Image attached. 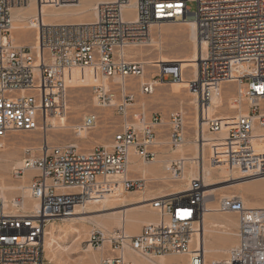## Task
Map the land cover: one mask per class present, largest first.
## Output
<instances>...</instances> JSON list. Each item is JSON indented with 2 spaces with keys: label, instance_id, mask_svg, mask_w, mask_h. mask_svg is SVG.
I'll list each match as a JSON object with an SVG mask.
<instances>
[{
  "label": "built area",
  "instance_id": "built-area-1",
  "mask_svg": "<svg viewBox=\"0 0 264 264\" xmlns=\"http://www.w3.org/2000/svg\"><path fill=\"white\" fill-rule=\"evenodd\" d=\"M76 1L60 0L62 4ZM131 1L98 4L96 18L88 23L45 24L38 18L37 47L17 46L9 39L12 9L24 0H0V139L14 131L39 129L49 112L66 108L68 67L96 65L108 79L146 77L148 63L128 59L124 50L145 46L158 23L192 19L206 49L188 89L196 97L198 122H206L212 133L223 129L221 119L209 115L213 96L223 84H238L234 99L237 122L225 136L214 139L215 157L209 152L208 160L241 170L248 177L264 174V153L255 146L256 140H264V0H193L195 11L188 4L191 0H134V7L127 9ZM246 60L253 65L235 76L234 69ZM157 65L161 75L143 81L142 93L154 92L156 83L163 82L164 70L177 72L173 65ZM115 85L93 86L100 106H113L123 118L122 129L114 135L110 148L81 151L75 144L50 146L46 141L37 154L33 148L26 149L23 165L14 169V176L23 178L27 171L32 172L30 193L41 207L24 212V197L18 196L9 204L0 199V264H48V224L72 216L76 206L85 202L86 189L98 180L119 177L129 192L146 193L151 182L130 168L131 158L134 154L144 163L156 160L161 127L171 149L186 143L187 113L183 109L172 111L168 122L160 113L150 115L144 105L133 112L135 94L129 87ZM98 120L97 114L90 113L82 126L92 129ZM193 138L203 149L204 132H196ZM203 159L197 158L199 166ZM189 168L183 158L164 167L173 181L182 180ZM195 173L186 192L150 200L158 218L139 233L129 235L117 228L107 238L102 230L93 228L88 242L103 251L101 264H132L126 257L130 251L149 258L188 255L189 264H264V207H247L237 195L221 197L217 205L221 212L237 213L238 244L225 258L206 259L201 245L206 182L199 167ZM106 241L111 244L110 254L104 252Z\"/></svg>",
  "mask_w": 264,
  "mask_h": 264
},
{
  "label": "rangeland",
  "instance_id": "rangeland-1",
  "mask_svg": "<svg viewBox=\"0 0 264 264\" xmlns=\"http://www.w3.org/2000/svg\"><path fill=\"white\" fill-rule=\"evenodd\" d=\"M98 0H82V8H88L93 3ZM28 0H24L21 6L28 4ZM189 6L192 11H195L197 8V3L193 0L189 1ZM20 7V6H17ZM33 12V9H32ZM92 15L88 12L83 14L82 18H91ZM38 18V17H36ZM31 20H28L27 29L25 30H16L12 29L9 33V39L17 46H35L38 39L37 29L32 26L30 23ZM155 27L154 38L155 43H147L145 46L135 47L136 49L131 52H126V56L131 60H139L148 63L147 65V75L144 78L130 77L127 80L129 90L135 94V104L132 106V111H136L141 105H144L148 110V113H160L164 117V121L168 122L169 114L176 109H183L187 113L186 126H187V144L183 147L187 155L193 156L195 154L193 146L196 143L193 141L194 134L198 130V110L195 95L188 89V81H190L195 73L197 68L191 61L188 62L189 58H192L195 50V41L190 35V30L187 25L182 22H168L163 23L162 25H157ZM187 27V28H186ZM187 61V62H186ZM160 64L161 67L165 68L166 65H173L177 68L176 73H166L164 70L163 73V82L156 83V88L154 93L145 94L140 90L141 83L143 81H150L155 76L161 75L160 67L157 64ZM198 63V62H197ZM79 71L84 75L80 81H72L67 72V102H66V126L55 127L53 124H49V129L46 132L47 142L50 146L61 145V144H75L78 146L79 150L87 151L91 150L97 146H105L110 148L112 146L113 137L122 129L123 118L117 114L113 106L102 107L100 106L97 96L93 91L94 84L99 80V74L97 70L90 68H78ZM169 75V76H168ZM111 83V82H110ZM109 84V81H108ZM116 87V83H111ZM237 83L228 82L223 84L222 96L219 100L212 102L210 107V116L211 117H222V118H234L237 114L236 109L232 106V99L237 93ZM90 113H95L99 116L98 124L92 129H88V135L86 137H81L78 133L77 126H82L84 118ZM229 125L232 124V120H227ZM44 124L34 131H14L11 132L7 137L1 138L0 142L4 145L0 147V185L8 184L14 187L21 186L24 182V178H16L14 176V169L20 167L17 165V160H23L25 156V151L27 148H33L34 153H38V148L44 143L45 140V129ZM83 127V126H82ZM161 130L163 127L160 128ZM206 135L209 137H216L217 134L212 133L206 125ZM162 137V136H161ZM3 139V140H2ZM160 145L156 148L158 155L154 162L144 163L141 159L135 158L134 161L138 164H141L148 169L146 177L151 183H149V189L146 193L139 192H129L125 191L119 185L110 186L106 194L116 195L119 198L127 196L132 199H139L143 197H148L150 195H161L163 193H170L179 188H187L189 180L183 181H173L169 178L168 174L165 172V165L174 159L182 158L179 152L175 151L176 149H171L170 146L166 143V138L163 136L159 139ZM208 146L210 156L215 157L214 146ZM256 149L259 151L264 148V140L255 141ZM33 151V150H32ZM7 152L11 153V159L6 158ZM208 152V157H209ZM209 164H213V160ZM213 161V162H212ZM216 164V163H214ZM189 169H187V174H190V171L193 169L192 164L188 163ZM195 168V167H194ZM247 175L241 170H234L233 172L219 174L216 173L212 176L211 181H222L231 179L237 176ZM28 178H26L27 180ZM245 178L232 181L231 183H236L237 181H242ZM249 179V178H247ZM29 180V179H28ZM262 182L261 180L253 181L249 183H244L228 188H223L215 191L211 200H215L213 203H209L210 198L207 204H210L213 207L218 208V201L221 197H224L223 194L238 195L242 193L243 187H253L258 183ZM30 184V181H28ZM226 185V183L221 184V186ZM15 191V192H14ZM12 192H7L9 200L23 195L22 190H14ZM22 191V192H21ZM11 196H10V195ZM256 194V195H255ZM97 195V194H96ZM255 195V196H254ZM263 195V196H262ZM259 196V197H258ZM104 197V194H100L96 198L101 200ZM263 197V198H262ZM0 199L3 200V196L0 193ZM249 204L260 203L264 204V192L258 191V193H251L248 195ZM260 200V202H259ZM263 200V201H261ZM258 201V202H257ZM110 202L108 206H115ZM262 204V205H263ZM90 206H96L92 204ZM97 206H103L102 202L98 203ZM79 208V207H78ZM152 210L157 214L156 210L152 207ZM220 212V211H219ZM230 213V212H229ZM155 214V215H156ZM225 214V213H223ZM228 214V213H226ZM236 222H239L237 213H231ZM79 216H87L82 214ZM158 218V214H157ZM156 218V220H157ZM70 221L63 219H55L48 224L47 228H50L52 224L54 225H66ZM237 222V223H238ZM66 223V224H65ZM139 221H135L131 230L135 231L136 225ZM239 224V223H238ZM78 227H83L82 224H77ZM86 231L80 235H74L71 232L58 233V240L60 243L67 248L61 250L58 248L60 258L57 262L52 261L50 258L51 254L45 249V257L48 264H88L87 261H90L91 264H101V259L103 256V251L96 249L94 247L88 252L84 251V242L86 239H89L90 232L93 228H99L97 224L85 222ZM239 226H234L233 230L238 232ZM132 233V232H131ZM138 233V232H136ZM133 233V234H136ZM108 238V237H107ZM238 243L237 236L230 237L225 244H219L220 248L231 249L235 247ZM56 250V251H57ZM111 250L110 242L105 243V254H110L108 252ZM228 251L220 249V251L212 254L211 257L207 258L208 261L214 259H222L227 256ZM135 255V254H134ZM174 255V258H170V261H167L168 264H181L180 261L183 259V256L187 257L185 264H189L190 258L188 255ZM87 258L89 259H85ZM136 258L143 261L145 264H151L150 261L144 257L135 255ZM130 259V258H129ZM131 260V259H130ZM188 262V263H187Z\"/></svg>",
  "mask_w": 264,
  "mask_h": 264
},
{
  "label": "bare ground",
  "instance_id": "bare-ground-1",
  "mask_svg": "<svg viewBox=\"0 0 264 264\" xmlns=\"http://www.w3.org/2000/svg\"><path fill=\"white\" fill-rule=\"evenodd\" d=\"M28 4L25 6H20V7H14L13 14H12V29L16 30H25L27 29L28 25V20L32 23L31 27L36 28L35 26V21L39 18L40 20L42 19L45 24H80V23H88L94 21L96 18V12H97V6L100 3L103 2H112L115 0H98L95 3H93L90 7L88 8H82V0H77L75 3L71 4H62L60 0H28ZM134 7V0L131 1L130 5H127V9H131ZM33 9V12H32ZM90 13L92 15L91 18H82L84 13ZM38 17V18H36ZM168 22H176V21H167L164 23ZM183 24L187 25L189 27L188 29L190 30V35L192 39L195 41V50L192 58H189L188 62L191 61L192 64H194L197 68L195 69V73L197 74V69L199 65V61L202 59V56L205 55V49H206V44L202 43L201 39L199 38V33L197 30V25L194 20L189 19L186 21H180ZM163 23H158L157 25H162ZM154 25V26H157ZM152 27L151 29V34L149 39L147 40L148 43H155L156 40L154 38L155 35V27ZM186 27V28H187ZM28 30V29H27ZM25 32H27L25 30ZM39 46V42L37 39L36 45ZM134 46H129L127 47L124 52H131L134 50ZM187 62V61H186ZM198 62V63H197ZM250 64L253 65L252 61L246 60V61H241L240 64L234 69L233 74L239 75L244 72H246ZM78 68H90V69H95L97 70L99 74V80L94 84L95 85H103L105 87H113V84L111 83H116V84H121V87H129L127 84V81L120 80L118 78H113V79H108L105 75H103L101 69L96 66H72L68 67L65 71V81L67 84V72L70 76V79L74 81H80L83 78V74L81 71H79ZM196 76V75H194ZM144 78V77H142ZM128 80V79H127ZM109 81V84H108ZM111 82V83H110ZM238 86V84H237ZM156 88V87H155ZM154 88V91H155ZM222 89L223 85L220 88V91L216 93L213 96L212 102L215 100H219L222 96ZM238 90V88H237ZM154 93V92H153ZM193 93V92H192ZM194 94V93H193ZM237 94V93H236ZM235 94V97L232 99V106L237 109L238 106L235 104L234 99H236L237 95ZM196 98V97H195ZM98 100V98H97ZM99 102V100H98ZM100 104V103H99ZM237 111V110H236ZM209 115H210V109H209ZM238 111L237 114L234 118H222V117H214V118H220L222 123H223V129L221 132L217 133V136L223 137L227 134V132L235 126L238 118ZM227 120H232V124L226 123ZM53 124L55 127L60 126L64 127L66 126V108H64L61 111H55V112H49L46 116H44V127L45 129V140L44 143L47 141V134L46 132L48 131L49 124ZM198 131L200 133L204 132V138H205V146L202 149V146L198 145L197 143L194 144L193 149L195 154L193 156L187 155L183 149V147L188 143H183L182 145H179L176 147L175 151L179 152L180 155L182 156L183 159H185L186 164L190 163L193 166V169L190 171L189 175H186L187 172L185 173V176L183 177L182 180H186V178L190 181L192 177L197 176L196 171L198 172V167L200 169V174L202 175V172L204 174V179H205V186H206V196L210 201L209 203H213L215 200H211L212 196L215 194L214 192L223 188H228L244 183H249L253 181H258L261 180L262 182L258 183L257 185L254 186V188L251 187H243L242 188V193L238 194L237 196L241 197L247 207H252V208H263L264 204H259L258 203H253L249 204V199L248 195L251 193H258L264 192V174L248 177L247 175L243 176H237L233 177L231 179L227 180H222V181H211L212 176H214L216 173L219 174H224V173H229L233 172L235 169L228 168L226 164L224 163H216V164H209L208 163V152L210 149H208V146H212L216 143H214V139L217 137H209L205 133L206 131V122H202L201 120L198 122ZM98 124V122H97ZM96 124V125H97ZM96 127V126H94ZM78 133L81 135V137H86L88 135V129L85 128L84 126H77ZM164 128V127H163ZM160 130V138L163 137V129ZM162 136V137H161ZM159 138V139H160ZM3 140V139H2ZM258 140H263V139H258ZM257 141V140H256ZM161 144V143H160ZM158 144V145H160ZM4 144L0 142V146H3ZM157 145V147H158ZM259 152L264 153V148L260 149ZM11 153L7 152L6 158L11 159ZM204 157L203 160H201L200 166L197 163L198 160L197 158H202ZM137 158L135 155H132V165L130 166L131 169L136 171L138 174H140L143 177H146L148 173V168L138 164L134 161V159ZM181 158V159H182ZM17 165L22 166L23 165V160H17L16 161ZM170 162H168L167 165H169ZM195 167V168H194ZM253 173H257V171H254ZM32 175L31 171H27L26 173V178H24V182L21 186L19 187H14L8 184H2L0 185V193L3 196V200L9 204V203H14V199L9 200L7 196V192H12L14 190H22L23 195H24V203H23V211L26 212L27 210L29 211H34L36 209H39L40 203L38 200H35L32 198L31 193H30V184H28V181H30V177ZM147 178V177H146ZM243 179L242 181H237L236 183H231L232 181H236L238 179ZM249 178V179H247ZM226 183V185L221 186V184ZM114 185H119L121 188H123L125 191H128L123 184L121 183L119 177L115 178H109L107 180H98L92 187L86 189V199L85 202H83L82 205L76 206L75 212L73 213L72 216L66 217V218H61L66 221L65 226L64 225H54L52 224L50 228H46V237H45V249L50 255V258L52 261H56L60 258L58 248L60 247L61 250H65L67 247L62 245L60 241L58 240V233H63V232H71L74 235H80L81 233L86 231V226H84L85 222H90L97 224L105 234L106 237L109 238V236L113 233L114 230L117 228H122L125 229L126 232L129 235H134L133 233L134 230L132 231L131 227L134 225L132 224L135 221H141L145 219L144 223H150L156 221L152 216L155 215L156 213L152 210V203L150 200H152L155 197L159 196H164V195H171L174 193H184L186 192L187 188H179L178 190H175L170 193H163L161 195H150L148 197H143L139 199H130L127 196H123L119 198L116 195H110L108 196L106 194L107 190L109 189L110 186ZM21 191V192H22ZM15 192V191H14ZM104 194V197L99 200L96 198L100 196V194ZM97 194V195H96ZM10 195V194H9ZM256 195V194H255ZM254 195V196H255ZM11 196V195H10ZM223 196H232L230 194H223ZM263 196V195H262ZM259 197V196H258ZM206 198V212L204 215V222H203V227L202 232H201V245H204V250H205V255L206 259L211 257L213 253L220 251V249L224 251H228L227 254L234 248L231 249H226V248H220L218 246L219 244H225L227 241L229 243L230 237H236L237 236V231L233 230L234 226L240 225L236 222V220L233 218L232 215H229L231 213H236V212H219V209L216 207L211 206L210 204H207L208 200ZM263 198V197H262ZM263 201V200H261ZM102 202L103 206H97L98 203ZM110 202H113L112 204L115 206H108ZM258 202V201H257ZM92 204H95L96 206H90ZM79 207V208H78ZM15 212H18L19 209H14ZM225 213V214H223ZM228 213V214H226ZM82 214H86L87 216H79ZM148 217V218H147ZM152 217V218H150ZM156 218V216H155ZM77 224H82V228L78 227ZM143 228V227H142ZM137 231V230H136ZM132 232V233H131ZM140 232V231H139ZM138 232V233H139ZM137 234V233H136ZM108 240V239H107ZM84 242L86 244L84 245V251L88 252L91 249H93V245L88 242L86 239ZM110 242V241H106ZM57 244L55 248V245ZM238 244V243H237ZM226 245V244H225ZM237 246V245H236ZM235 246V247H236ZM105 248V246H104ZM57 250V251H56ZM130 251V250H128ZM144 257L150 261L151 264H168L167 261H170V258L167 255H160L158 257L154 258H149L146 256H141L138 253L135 252H128L126 254V257L131 259L132 264H145L143 261L140 259L136 258L135 255ZM182 255V254H179ZM86 260L88 259L87 256H85ZM89 260V259H88ZM185 260V259H184ZM181 259L180 263L185 264V261ZM215 260V259H214ZM88 264H91L90 261H87ZM188 263V262H187Z\"/></svg>",
  "mask_w": 264,
  "mask_h": 264
},
{
  "label": "crops",
  "instance_id": "crops-1",
  "mask_svg": "<svg viewBox=\"0 0 264 264\" xmlns=\"http://www.w3.org/2000/svg\"><path fill=\"white\" fill-rule=\"evenodd\" d=\"M155 216H156V218H157V214L156 215H153L152 217L154 218V219H156L155 218ZM152 217H150V218H152ZM148 218V217H147ZM145 219L146 218H144L143 220H142V222L140 221L137 225H136V228H135V231L134 232H139V231H141V229H142V227L146 224V223H144L145 222ZM147 220V219H146ZM137 230V231H136ZM169 258H174L175 256L174 255H167ZM185 259V260H184ZM183 260L184 261H187V257H185V256H183Z\"/></svg>",
  "mask_w": 264,
  "mask_h": 264
},
{
  "label": "snow or ice",
  "instance_id": "snow-or-ice-1",
  "mask_svg": "<svg viewBox=\"0 0 264 264\" xmlns=\"http://www.w3.org/2000/svg\"><path fill=\"white\" fill-rule=\"evenodd\" d=\"M187 214H190V213H187Z\"/></svg>",
  "mask_w": 264,
  "mask_h": 264
}]
</instances>
